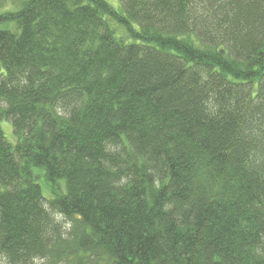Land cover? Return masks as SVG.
Listing matches in <instances>:
<instances>
[{
    "label": "trees",
    "instance_id": "trees-1",
    "mask_svg": "<svg viewBox=\"0 0 264 264\" xmlns=\"http://www.w3.org/2000/svg\"><path fill=\"white\" fill-rule=\"evenodd\" d=\"M7 1L0 264H264V0Z\"/></svg>",
    "mask_w": 264,
    "mask_h": 264
},
{
    "label": "rangeland",
    "instance_id": "rangeland-1",
    "mask_svg": "<svg viewBox=\"0 0 264 264\" xmlns=\"http://www.w3.org/2000/svg\"><path fill=\"white\" fill-rule=\"evenodd\" d=\"M107 3H109L111 6H113L118 12H121L123 13V10L122 8L120 7V2L119 0H105ZM13 6H15V2L14 1H7L5 2L1 7H0V12L3 10V9H9V8H12ZM5 26V25H4ZM2 26V27H4ZM112 27L113 29H115V34L117 37H122L124 34H125V29L123 26H119L117 24H112ZM3 105H1L0 103V108H2ZM0 125H1V130L3 131V134H4V137H5V140L8 141V143L10 144H14L15 143V137L13 135V131H12V127H11V124L6 120V119H2L0 121ZM33 174L35 175V178H36V182L38 183V185L40 186L41 188V192H42V195L45 199H50L53 197V193L51 191V188L49 187L47 181H45V177H44V171L41 170L40 168H33ZM55 193L56 194H61V193H64L65 191V181L60 179L56 182L55 184ZM58 221L60 223H62L63 227L65 229L68 228V224H65L63 222V219L62 218H57Z\"/></svg>",
    "mask_w": 264,
    "mask_h": 264
}]
</instances>
